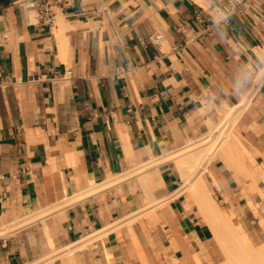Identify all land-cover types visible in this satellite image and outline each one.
I'll return each instance as SVG.
<instances>
[{
    "label": "crops",
    "instance_id": "crops-1",
    "mask_svg": "<svg viewBox=\"0 0 264 264\" xmlns=\"http://www.w3.org/2000/svg\"><path fill=\"white\" fill-rule=\"evenodd\" d=\"M13 1L0 0V227L55 210L0 235V264L212 263V231L165 159L253 92L235 131L264 162V0L210 35L213 0H75L50 29ZM207 169L212 199L261 245L262 180L240 184L217 155Z\"/></svg>",
    "mask_w": 264,
    "mask_h": 264
},
{
    "label": "bare ground",
    "instance_id": "bare-ground-1",
    "mask_svg": "<svg viewBox=\"0 0 264 264\" xmlns=\"http://www.w3.org/2000/svg\"><path fill=\"white\" fill-rule=\"evenodd\" d=\"M252 93L253 92H251L249 96L242 98V100L234 106H224L221 110H217L215 113L217 121L213 122L211 119L207 118L204 122L205 131L203 133L196 135L194 139L188 140L183 147L171 152L165 159L166 161L172 160L176 166L180 185L175 192V196L180 195V193L188 194L200 209L204 220L209 224L212 232L217 228L219 231L223 232L224 235H229L230 240L234 241V238H236L235 241L238 245V247L236 246V249H247L248 252L253 249V247L248 240L247 235H245L246 233H244L235 218L225 215L224 211L220 210L218 203L212 199L211 193L207 188L206 178L208 172L207 165L213 157L217 155L226 163L228 168H231L232 171H234L236 180H238V175L243 172L251 180L253 186H256L255 184L258 178L264 183V173L262 171V168H264V162L262 165L255 163L254 159L241 145L235 131L236 122L244 107L249 102ZM150 164L151 163H146L142 166L131 165L130 171L126 176H129L128 178H130V175L133 173L139 174L147 169ZM112 178L111 174L108 175L104 182L97 185H91L85 193L88 194L104 186L107 187V185L113 181ZM76 198H78V196L74 197L72 200H75ZM53 208L56 207L54 206ZM52 210L55 209L38 210L25 215L19 220L3 225L0 227V235H5L15 229L37 221H42L47 214L52 212ZM239 245H242V247L239 248ZM73 247L69 246L66 249L70 251ZM253 251H255V249ZM254 253L255 256L253 253L249 254L245 251L243 257L253 258V260L260 258V260L262 259L261 261L264 262V259L261 258L264 257V243L259 245ZM238 257L240 258V255H238ZM238 257L235 258L238 259ZM231 258L227 256V262L224 261L225 263L223 262L222 264H234ZM236 259H234V261ZM245 260L247 259L241 261H244L242 264L245 263ZM249 260L251 261L252 259H248V261ZM238 261H236V263ZM197 263L208 264L204 260ZM249 263L253 264L251 262ZM258 264H260V262Z\"/></svg>",
    "mask_w": 264,
    "mask_h": 264
},
{
    "label": "built area",
    "instance_id": "built-area-1",
    "mask_svg": "<svg viewBox=\"0 0 264 264\" xmlns=\"http://www.w3.org/2000/svg\"><path fill=\"white\" fill-rule=\"evenodd\" d=\"M75 0H14L13 3H23L30 7L31 12L34 13L35 19L38 23L43 24L50 29L59 14ZM252 0H213V3L220 6L224 10L223 16L213 22L209 27L205 26L204 32L207 35L211 34L213 27L217 25L227 24L229 22V17L232 15H242L251 7ZM195 20L199 23L205 22V20L200 15V11H195ZM186 24H180L177 30L184 35V30ZM192 35L190 36V38ZM187 37L184 35V41L182 45L173 46L172 51L174 53H183V49L186 46ZM192 38L189 40L191 41ZM148 41L157 45L163 41L162 34L160 32H154L148 37Z\"/></svg>",
    "mask_w": 264,
    "mask_h": 264
},
{
    "label": "rangeland",
    "instance_id": "rangeland-1",
    "mask_svg": "<svg viewBox=\"0 0 264 264\" xmlns=\"http://www.w3.org/2000/svg\"><path fill=\"white\" fill-rule=\"evenodd\" d=\"M207 118H209V119H211L213 122H215V121H217L216 120V117H215V115H214V118H212V117H210V116H206L205 117V120L207 119ZM205 122V121H204ZM204 124V123H203ZM205 131V127L203 126L202 127V129H201V132H200V134L201 133H203ZM197 135H199V134H197ZM225 165H226V163H225ZM226 167H227V165H226ZM229 169H231V168H229ZM232 170V169H231ZM234 172V171H233ZM240 174H244L243 172H241ZM238 175V182L240 183V184H243L244 185V183H245V181L247 180V179H249L245 174L244 175ZM251 181V180H250ZM251 184H252V182H251ZM252 186H253V184H252ZM249 190H251V188L249 189ZM151 210V209H150ZM154 211L155 210H152L150 213H148V215L149 216H151L152 214H154ZM254 212H255V214L256 215H258V213H256V211L254 210ZM209 225V224H208ZM211 229V228H210ZM212 231V230H211ZM212 235H213V245H212V248H213V254H214V258H213V260H212V263L211 264H222L224 261L225 262H227V256H229L230 258H231V256H232V258H231V260H233L232 262L235 264L236 263V261H238L239 259V261L237 262L238 264H242L243 262H241L242 260H244V259H247V260H245V263L244 264H247V263H249V262H251V263H255V264H258L259 262H260V264L262 263H264V262H262L261 260H260V258L259 259H255V260H253V258H247V257H243L244 256V254H245V251L247 252V253H253V255L255 254L254 252L256 251V248L258 247V246H254L253 244H251L252 245V247H253V249H251L249 252H248V250L246 249H239V250H237L236 249V246L238 247V245H237V243H236V238H234L235 240L234 241H232V240H230L229 239V235H224L223 234V232H221V231H219L217 228H215V230L212 232ZM215 236V237H214ZM216 239V241H215V239ZM217 238H219V239H217ZM235 242V243H234ZM222 243V244H221ZM263 243H264V241H263ZM242 247V245H239V248H241ZM255 249V251H253ZM231 251V252H230ZM236 251V252H235ZM242 251H244V252H242ZM243 254H242V253ZM223 253H225V254H223ZM226 255V256H225ZM231 255V256H230ZM235 255V256H234ZM238 255H240V258L238 257ZM255 256V255H254ZM235 257H238V259H236ZM243 258V259H242ZM261 258H263L264 259V257H261ZM234 259H236L235 261H234ZM248 259H252L251 261L249 260L248 261ZM199 261H202V260H200V259H198L197 258V262H199ZM247 261V262H246ZM254 261V262H253ZM224 262V263H225ZM236 263V264H237ZM198 264V263H197ZM250 264V263H249Z\"/></svg>",
    "mask_w": 264,
    "mask_h": 264
}]
</instances>
